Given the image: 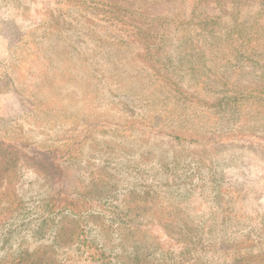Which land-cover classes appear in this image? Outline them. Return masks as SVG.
<instances>
[{"label": "rangeland", "instance_id": "374dc122", "mask_svg": "<svg viewBox=\"0 0 264 264\" xmlns=\"http://www.w3.org/2000/svg\"><path fill=\"white\" fill-rule=\"evenodd\" d=\"M259 26L264 0H0V264H264Z\"/></svg>", "mask_w": 264, "mask_h": 264}, {"label": "trees", "instance_id": "16d2710c", "mask_svg": "<svg viewBox=\"0 0 264 264\" xmlns=\"http://www.w3.org/2000/svg\"><path fill=\"white\" fill-rule=\"evenodd\" d=\"M209 0H196V3H197V5H199V3H207ZM216 1H220V0H216ZM261 13V11L259 12V14ZM203 21V24H202V28L203 27H205V26H207L208 25V23H210V22H208L205 18L202 20ZM187 22H189V21H187ZM212 22V21H211ZM184 23H186V22H184ZM260 33H262V34H264V26H259L258 28H257V30H256V34L257 35H260ZM145 38H147V39H153V35H146V36H144ZM253 62H256L255 63V65H257V66H259L260 65V61H258V60H253ZM261 67H262V65H261ZM214 72H216V70H213V73ZM222 80H224V77H223V75L222 76H219ZM218 80V81H221V79H219L218 77H216V78H211V79H209V80ZM204 82H206V84L208 83V81H204ZM223 81H221L220 83H222ZM225 83V82H224ZM231 85H230V87L232 88V89H234V88H237V89H234L235 91H233V95L232 94H230V95H228V96H230V99L231 98H234L235 97V103L234 104H230V103H232V102H234V100H230L229 99V101H227L226 103L228 104V105H226L228 108H232V109H238V107H239V105H236V104H238V100H240L241 98H240V95L241 94H237V91H238V89H239V84L238 83H236V82H234V81H231V83H230ZM255 90L256 91H258V95H257V97H255V101H253L259 108L260 107H264V76L263 77H261V81L258 83V86L257 87H255ZM237 94V95H236ZM221 101V100H220ZM222 102V101H221ZM261 104V105H260ZM254 111H257V110H254ZM255 113H253L252 112V115H254ZM189 132H191V131H189ZM185 134H190L191 136H195L196 134H194V133H185ZM43 162H44V164H45V162H46V164H47V162H48V158L47 157H45L44 159H43Z\"/></svg>", "mask_w": 264, "mask_h": 264}]
</instances>
